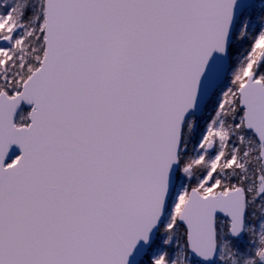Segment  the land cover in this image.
Here are the masks:
<instances>
[{
  "label": "snow or ice",
  "instance_id": "6c2138e0",
  "mask_svg": "<svg viewBox=\"0 0 264 264\" xmlns=\"http://www.w3.org/2000/svg\"><path fill=\"white\" fill-rule=\"evenodd\" d=\"M0 264H264V0H0Z\"/></svg>",
  "mask_w": 264,
  "mask_h": 264
}]
</instances>
